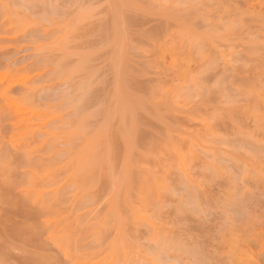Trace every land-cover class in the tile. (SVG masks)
<instances>
[{
  "label": "rangeland",
  "instance_id": "obj_1",
  "mask_svg": "<svg viewBox=\"0 0 264 264\" xmlns=\"http://www.w3.org/2000/svg\"><path fill=\"white\" fill-rule=\"evenodd\" d=\"M0 264H264V0H0Z\"/></svg>",
  "mask_w": 264,
  "mask_h": 264
}]
</instances>
